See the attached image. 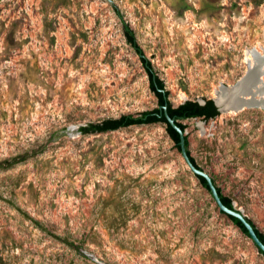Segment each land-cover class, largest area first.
Returning <instances> with one entry per match:
<instances>
[{
    "label": "rangeland",
    "instance_id": "374dc122",
    "mask_svg": "<svg viewBox=\"0 0 264 264\" xmlns=\"http://www.w3.org/2000/svg\"><path fill=\"white\" fill-rule=\"evenodd\" d=\"M115 8L174 106L217 97L264 50V0H0V162L28 155L0 169V259L264 264L163 123L80 131L158 106ZM183 122L199 165L264 231V108Z\"/></svg>",
    "mask_w": 264,
    "mask_h": 264
},
{
    "label": "trees",
    "instance_id": "16d2710c",
    "mask_svg": "<svg viewBox=\"0 0 264 264\" xmlns=\"http://www.w3.org/2000/svg\"><path fill=\"white\" fill-rule=\"evenodd\" d=\"M115 11L118 14V16L122 19L123 17H122L121 12L117 8H115ZM122 23H123L122 24L123 33H124V36L127 42L134 48L136 53L139 55L143 63V66L145 67L148 73L150 87L152 91L156 94V96L158 97V106L150 110H145L138 115L123 114L120 117H111V118H106L101 121L90 122L86 125H82L80 127V131L84 134H89V133H99V132L116 130L122 127L131 126V125L163 123L166 127L169 137L174 142V146L182 154L180 143H179L180 134L166 119L163 113V106L167 105V110L169 114L175 118L177 125L181 127L183 131H186V127H187L186 124L183 122V120L189 119V118H203L205 120H210L220 115L221 112L216 106L212 98H205L204 99L205 103L203 104L200 103L198 100H186L185 102L177 106H174L171 100L169 99L170 91L166 88L164 80L157 74V72L154 69L153 63L148 58V56L145 54L142 46L139 44L134 29L128 22H126L123 19H122ZM185 138H186L187 152H188V155L191 161L197 167H200L196 158L192 155L191 148H190V140L187 134ZM27 156L28 155L24 154L18 157H14L11 160L6 159L4 161H1L0 169L12 166L13 164L17 162H20L26 159ZM194 175L199 180V182L202 184V186L208 191L213 201L215 202L206 179L203 176H200L197 174H194ZM214 182L217 186V189H218V192L220 194L222 201L230 208H234L235 205L233 203V198L223 192L222 188L219 185H217L215 179H214ZM221 214H223L228 219H230L236 226L240 228V230L247 237H249L247 229L244 227V225L241 223L239 219H237L236 217L227 215L223 212H221ZM35 221L38 225L43 227L42 224L38 220H35ZM249 221L254 226L260 239L264 242V231H262L251 218H249ZM260 253L262 254V252ZM0 264H3L1 259H0Z\"/></svg>",
    "mask_w": 264,
    "mask_h": 264
},
{
    "label": "water",
    "instance_id": "95a60500",
    "mask_svg": "<svg viewBox=\"0 0 264 264\" xmlns=\"http://www.w3.org/2000/svg\"><path fill=\"white\" fill-rule=\"evenodd\" d=\"M254 64L248 65V69L244 76H242L233 85H224L217 97L212 98L221 111H239L245 107H261L264 108V50L260 52L256 50L254 53ZM200 103H205V100H198ZM163 113L168 122L180 134V148L182 155L189 166L190 170L197 175L203 176L211 190L212 196L219 207V210L227 215L236 217L241 221L248 231V235L259 250L264 255V242L258 236L254 226L249 221V217L236 206L230 208L221 199L217 186L212 176L206 172L201 166L197 167L190 159L186 146V132L182 130L176 123L168 110L167 105L163 106Z\"/></svg>",
    "mask_w": 264,
    "mask_h": 264
},
{
    "label": "bare ground",
    "instance_id": "6f19581e",
    "mask_svg": "<svg viewBox=\"0 0 264 264\" xmlns=\"http://www.w3.org/2000/svg\"><path fill=\"white\" fill-rule=\"evenodd\" d=\"M256 48H254V49H252L250 52H249V54L247 55L248 56V63H250V64H254V62H255V57H254V53L256 52ZM259 51V50H258ZM246 59V60H247ZM244 76V75H243ZM220 92V91H219Z\"/></svg>",
    "mask_w": 264,
    "mask_h": 264
}]
</instances>
